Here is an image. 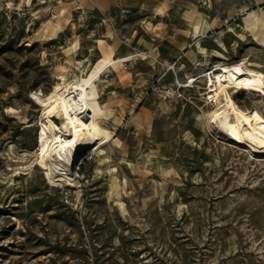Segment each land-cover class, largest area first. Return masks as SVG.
<instances>
[{
	"label": "rangeland",
	"instance_id": "374dc122",
	"mask_svg": "<svg viewBox=\"0 0 264 264\" xmlns=\"http://www.w3.org/2000/svg\"><path fill=\"white\" fill-rule=\"evenodd\" d=\"M248 5L0 0V264H264V155L208 124L202 78L241 62L264 71V29L244 26L264 4ZM200 14L215 24L197 36ZM105 46L123 60L96 83L111 137L64 177L38 157L34 95L88 76ZM231 93L264 115V92Z\"/></svg>",
	"mask_w": 264,
	"mask_h": 264
},
{
	"label": "bare ground",
	"instance_id": "6f19581e",
	"mask_svg": "<svg viewBox=\"0 0 264 264\" xmlns=\"http://www.w3.org/2000/svg\"><path fill=\"white\" fill-rule=\"evenodd\" d=\"M246 10V7L242 9ZM191 22L197 36L204 35L215 24L208 22L202 14ZM244 22L245 29L258 37V31L264 29V11L248 12ZM57 28L58 24H54L53 34H56ZM220 36L218 40L222 42ZM199 48L202 49L200 45ZM103 52L104 58L88 76L72 75L59 90L47 95H34L43 109L40 131L42 147L38 157L54 173L64 177L76 174L78 153L82 154L97 139L108 140L111 137L110 130L103 125V117L107 113L98 101L96 83L107 66L119 67L123 60L115 59L114 49L109 46L103 47ZM59 70L67 72L64 65ZM203 77L209 94L207 99L214 102L213 109L207 113L208 124L219 133L223 132L227 141L245 147L252 155H264V115L257 108L246 110L239 107L231 93V90L240 89L264 92V71L241 62L220 67L219 74L212 75V72L206 71ZM85 114H88V120L84 119Z\"/></svg>",
	"mask_w": 264,
	"mask_h": 264
},
{
	"label": "crops",
	"instance_id": "0c3cea01",
	"mask_svg": "<svg viewBox=\"0 0 264 264\" xmlns=\"http://www.w3.org/2000/svg\"><path fill=\"white\" fill-rule=\"evenodd\" d=\"M256 3L257 5H261V4H264V0H251V5H248L249 6V9L252 8V5Z\"/></svg>",
	"mask_w": 264,
	"mask_h": 264
},
{
	"label": "water",
	"instance_id": "95a60500",
	"mask_svg": "<svg viewBox=\"0 0 264 264\" xmlns=\"http://www.w3.org/2000/svg\"><path fill=\"white\" fill-rule=\"evenodd\" d=\"M88 114H85V116H84V119H86V120H88ZM224 137H225V135H224V133L223 132H220ZM231 142V141H230ZM234 144H236V143H234Z\"/></svg>",
	"mask_w": 264,
	"mask_h": 264
}]
</instances>
